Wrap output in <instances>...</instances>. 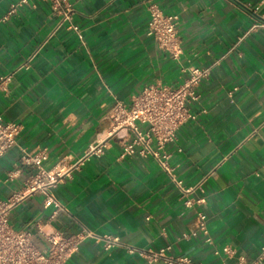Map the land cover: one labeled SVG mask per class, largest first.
Listing matches in <instances>:
<instances>
[{
  "label": "crops",
  "instance_id": "obj_1",
  "mask_svg": "<svg viewBox=\"0 0 264 264\" xmlns=\"http://www.w3.org/2000/svg\"><path fill=\"white\" fill-rule=\"evenodd\" d=\"M14 1L0 0V76L10 75L0 88V115L20 131L0 158V201L32 173L19 164L22 152L45 150L44 167L57 169L96 141L105 150L55 188L66 213L52 218L53 208L33 194L9 211L12 228L30 232L41 251L47 242L38 228L66 236L84 226L123 245L103 251L88 239L64 264H140L124 246H170L192 261L219 264L224 256L213 250L228 245L235 255L225 264L256 260L264 246V28L253 25L264 20V0H79L71 21L82 39L59 25L43 0L4 19ZM150 3L178 15L177 59L146 34ZM190 67H210V74L188 105L195 120L165 148L186 186L204 179L193 196L205 204L187 209L152 157L119 158L125 134L109 138L107 117L115 101L129 104L150 84L176 86ZM197 209L206 215L211 244L183 238Z\"/></svg>",
  "mask_w": 264,
  "mask_h": 264
},
{
  "label": "built area",
  "instance_id": "obj_2",
  "mask_svg": "<svg viewBox=\"0 0 264 264\" xmlns=\"http://www.w3.org/2000/svg\"><path fill=\"white\" fill-rule=\"evenodd\" d=\"M31 0H15L9 5L8 11L3 16L17 11L22 6L34 7ZM49 5L51 15L59 19V25L67 24V29L72 30L79 39H82L81 31L72 23L74 2L79 0H43ZM149 13L146 23V34L151 36L161 50L166 51L173 59H177L180 52V42L177 33L178 15L165 14L155 4H148ZM253 27L264 28V20L257 21ZM210 67H190L186 76L176 86L150 84L144 87L129 104L115 101L108 114V137H118L119 132L124 131L125 139L121 145L119 158L140 156L152 157L161 170L167 175L168 180L178 189L179 199L184 208L192 209L205 204L204 196L194 197L196 191H201L204 179L192 186H186L178 178L174 168L169 164L170 154L165 150L166 146L176 140L177 130L187 121L195 120L188 105L197 101L199 85L209 77ZM10 80V75L0 76V88ZM144 113L132 124L120 125L139 113ZM140 126H144L141 129ZM20 131V125L16 122L5 121L0 115V158L16 145V137ZM105 142L96 141L89 144L85 154L63 168L46 169L43 163L47 159L45 150L34 152H22L19 159L21 167L32 168V173L26 178L22 187L14 191L8 198L0 201V264H64L85 240H92L99 244L103 251L115 247H123L119 237L111 234H96L88 228L80 229L70 235H62L55 232H44L38 228V233L47 242L44 251L39 250L33 243V235L24 230H15L8 222L9 211L21 203L26 197L39 194L43 197V206L52 207L53 218L58 213H66V209L54 195V190L59 182L77 169L84 161L92 156H100L104 153ZM178 151H180L178 149ZM66 169V171H65ZM264 175V161L260 166ZM196 223L193 230L183 234V238L201 236L206 244L212 240L207 228L206 215L201 211H195ZM128 254H137L141 258L140 264H203L192 261L186 255L172 252L170 246L158 249H139L124 246ZM214 255H222L224 259L219 264H225V258L235 255V250L228 245L213 250ZM264 258V246L256 260L249 264H260ZM237 264H247L243 258H238Z\"/></svg>",
  "mask_w": 264,
  "mask_h": 264
},
{
  "label": "clouds",
  "instance_id": "obj_3",
  "mask_svg": "<svg viewBox=\"0 0 264 264\" xmlns=\"http://www.w3.org/2000/svg\"><path fill=\"white\" fill-rule=\"evenodd\" d=\"M144 115V113H139L138 114V116L137 117H132V118H130V119H128V120H125L121 125H120V127L121 128H123L124 127V125L125 124H132V122H133V120H138L141 116H143ZM123 134H125V133H122V135ZM107 135H111V133H108ZM106 138V137H105ZM65 171H66V169H65Z\"/></svg>",
  "mask_w": 264,
  "mask_h": 264
}]
</instances>
